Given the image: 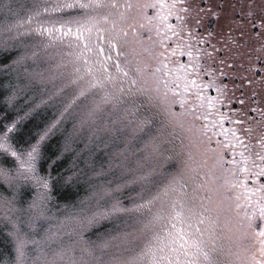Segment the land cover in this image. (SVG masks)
Listing matches in <instances>:
<instances>
[{
  "label": "snow or ice",
  "instance_id": "1",
  "mask_svg": "<svg viewBox=\"0 0 264 264\" xmlns=\"http://www.w3.org/2000/svg\"><path fill=\"white\" fill-rule=\"evenodd\" d=\"M0 51V264H264V0H0Z\"/></svg>",
  "mask_w": 264,
  "mask_h": 264
},
{
  "label": "rangeland",
  "instance_id": "2",
  "mask_svg": "<svg viewBox=\"0 0 264 264\" xmlns=\"http://www.w3.org/2000/svg\"><path fill=\"white\" fill-rule=\"evenodd\" d=\"M28 2H29V0H11V4H12L14 9L18 8L20 4H27ZM21 14H23V13H21ZM8 61H9L8 55H6L3 51H0V63H7ZM6 79H7L6 77L0 76V80H6ZM0 107H2V106H0ZM55 143H56V141L54 140L53 144H55ZM106 160H107V157L105 156V154L103 152L99 153L96 157L97 167L104 165L106 163ZM89 175H91V173H89ZM113 178H114V176L105 177V179H113ZM83 179L84 178L82 177L81 178L82 183H83ZM68 192H72L73 193V199H75V193H74V190H72V189L63 190L60 193V196L58 198L63 199L64 195ZM125 194L127 195L128 193H125ZM125 203H127V201H125ZM107 227H111V224L108 222H105L103 227H99V226L93 227L88 232H86V235L91 234L92 239H95L96 238L95 234L103 232L104 228H107ZM10 249H11V245L8 244V242L6 241L3 232H0V254L5 253V252L9 251Z\"/></svg>",
  "mask_w": 264,
  "mask_h": 264
},
{
  "label": "trees",
  "instance_id": "3",
  "mask_svg": "<svg viewBox=\"0 0 264 264\" xmlns=\"http://www.w3.org/2000/svg\"><path fill=\"white\" fill-rule=\"evenodd\" d=\"M6 60H7V59H6ZM6 60H5V61H6ZM0 64H3V63H0ZM211 94H212V95H215V91L213 90V91L211 92ZM226 127H227V124H226ZM67 165H68V164H67V161H65L64 164L61 166V168H66Z\"/></svg>",
  "mask_w": 264,
  "mask_h": 264
}]
</instances>
